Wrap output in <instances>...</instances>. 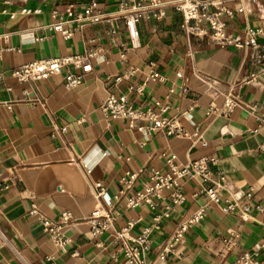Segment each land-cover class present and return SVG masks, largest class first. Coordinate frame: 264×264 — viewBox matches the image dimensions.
<instances>
[{
	"label": "crops",
	"instance_id": "crops-1",
	"mask_svg": "<svg viewBox=\"0 0 264 264\" xmlns=\"http://www.w3.org/2000/svg\"><path fill=\"white\" fill-rule=\"evenodd\" d=\"M90 1L15 0L6 13L0 4V264H119L116 232L133 221L130 234L141 233L151 227L162 205L170 203L164 193L152 212L129 209L125 199L149 183L155 171H166L170 155L179 163L203 156L219 159L225 175L220 197L239 208L248 206L249 217L243 221L236 212L225 213L221 204L210 203L205 217L174 244L173 253L157 259L179 222L208 202L200 179L183 181L185 200L149 233L148 264H231L253 247L258 264H264V216L255 208L264 206V76L247 82L256 69L243 49L185 34L182 15L169 7L160 21L137 23L136 47L126 51L137 71L114 85L112 79L123 75L127 65L119 57L120 44H129L121 20L81 27L72 23L76 29L70 39L48 28L52 10L63 15L66 4L80 10ZM96 1L105 13L114 11L117 3ZM227 6L235 10L238 2ZM22 9L39 12L23 14ZM227 23L231 35L247 26L258 30L257 39L264 44V0L245 3L243 13L235 11ZM112 27L117 29L114 35L108 33ZM91 46L99 47L101 54L90 61L92 71L76 88L65 87V70L40 82L20 83L11 76L24 63L82 54ZM151 72L162 79L148 78ZM130 84L143 85L142 92L129 91ZM110 93L125 95L135 108L166 104L164 116L186 135L140 132L126 120L106 117L100 105ZM228 94L235 106L225 115ZM209 108L219 114L207 115ZM185 111L188 117L182 115ZM94 148L107 155H90ZM97 159L100 163L93 168ZM127 173L136 174L130 190L121 181ZM98 183L103 193L97 197ZM120 190L124 193L116 199ZM112 206L118 213L112 227L93 238L87 217L96 208ZM63 211L70 213L71 223L62 228L64 242L57 245L40 217L56 221ZM232 236L236 245L228 250L224 240Z\"/></svg>",
	"mask_w": 264,
	"mask_h": 264
},
{
	"label": "built area",
	"instance_id": "built-area-1",
	"mask_svg": "<svg viewBox=\"0 0 264 264\" xmlns=\"http://www.w3.org/2000/svg\"><path fill=\"white\" fill-rule=\"evenodd\" d=\"M14 1L0 0V4L4 7L2 13H6V8ZM229 1L238 2L235 10L227 6ZM255 1L257 0H175L170 2L164 0H117L115 10L105 13L98 7L96 0H91L80 10L76 9L73 4H66L63 15L55 9L52 10L51 17L53 21L48 25V28L60 33L64 39H70L76 29L70 26L72 23H77L78 27H81L85 23L97 24L121 20L125 26L129 44L125 43L119 46L120 60L126 62L127 65L123 75H117L112 79L113 84L117 85L124 77H132L137 71V68L128 63L126 58L127 49L136 47L135 42L138 39L137 23L139 21H160L166 15V10L171 7L182 15L183 21L180 29L185 34L196 38L207 37L214 45L219 47L233 46L243 49L248 61L256 69L247 80V82H250L259 75L264 76V44L257 39L259 31L249 26L245 27L240 34L231 35L227 30V21L233 17L235 11L243 13L245 3ZM21 12L29 14L39 12V10L22 9ZM10 16L13 17V15ZM108 33L116 34V27H112ZM91 42H94V40L92 39ZM100 54L101 49L99 47L91 46L82 54L33 60L12 70L11 76L20 83L40 82L65 70V87L76 88L83 82L85 76L92 71L90 61ZM148 78L162 79L156 72H151ZM0 79H2L1 74ZM127 88L129 91L141 93L143 85L130 84ZM169 92H172V90ZM234 106V99L228 94L224 100V114L230 113ZM167 108L166 104L160 102H155L153 108H135L129 103L125 95L116 96L113 93L108 94L100 105V109L106 117L126 120L128 127L136 128L140 132L165 130L167 135L185 136L186 133L176 124L175 120L164 116ZM206 114H219V111L215 108H209ZM182 115L188 117L189 113L185 111ZM140 122L148 123L149 126L139 125ZM59 130L64 132L65 127H61ZM195 135L201 145L205 146L206 142L202 136L199 133H195ZM166 165V171H155L151 175L149 183L132 192L125 199V205L129 209L146 207L152 212L156 211L164 200V193H168L170 203L166 202L162 205L163 210L154 214L151 227L143 229L141 233L137 235L130 234V228L134 225L133 221L128 222L125 227L116 232V241L119 243L122 252V259L119 264H148L147 253L151 248L149 233L153 228L158 227L157 224L161 218H169L170 213L174 211V207L185 200L182 193L183 181L200 179L204 185L201 191L208 197V202L179 222L170 240L157 254V259L166 260L173 253L174 244L183 239L191 226L205 217L210 203L221 204L225 213L236 212L243 221H246L249 217L248 206L239 208L235 202L223 200L220 197L225 175L220 167L219 159L203 156L186 163H179L174 155H170L166 159ZM135 176L134 173H127L121 178L126 190L132 189ZM94 192L97 197L103 193L101 184L96 185ZM123 193V190H120L116 195V199L120 198ZM250 195L251 192L246 194L247 197H250ZM255 208L258 213L264 216V206L256 205ZM35 212V209L31 210V213ZM117 214L116 206L94 209L86 219L90 228V235L96 238L111 228ZM40 222L44 231L53 237L57 245L63 244L64 239H62L61 231L63 227L71 223L69 212H61L56 221L40 217ZM224 243L228 250L233 249L236 245V236L225 239ZM257 253V247H253L251 251L240 254L231 264H258L256 260Z\"/></svg>",
	"mask_w": 264,
	"mask_h": 264
},
{
	"label": "clouds",
	"instance_id": "clouds-1",
	"mask_svg": "<svg viewBox=\"0 0 264 264\" xmlns=\"http://www.w3.org/2000/svg\"><path fill=\"white\" fill-rule=\"evenodd\" d=\"M91 154L99 155V156H100V159H102L103 156H106V155H107V153H103V154H101L99 148H94V149L92 150V153H90V155H91ZM100 159H97V160L95 161V163L92 164V167H93V168H94L97 164L100 163ZM84 164H85L86 167L89 166V161H88L87 158L85 159Z\"/></svg>",
	"mask_w": 264,
	"mask_h": 264
}]
</instances>
